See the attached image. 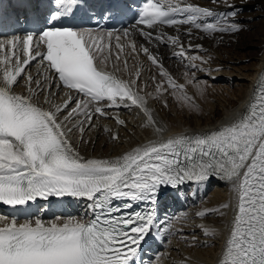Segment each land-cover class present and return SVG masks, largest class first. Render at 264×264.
<instances>
[{
    "label": "snow or ice",
    "instance_id": "1",
    "mask_svg": "<svg viewBox=\"0 0 264 264\" xmlns=\"http://www.w3.org/2000/svg\"><path fill=\"white\" fill-rule=\"evenodd\" d=\"M222 2L231 9L221 14L223 19L211 9L187 0H146L138 23L148 28L190 24L209 34L239 31L238 24L228 22L238 14L235 6L229 0ZM54 3L57 8L49 17L53 23L36 34L40 46L45 48L43 53L33 51V33L7 41L13 50L21 45L27 58L21 62L16 55L15 68H4L0 80V202L15 207L49 196L87 199L91 201L93 218L87 222L71 217L63 222L60 218L48 222L29 218L17 223L15 217L8 223L0 221V264H136L141 242L153 226V214L130 212L117 216L114 213L131 208L132 204L113 202L154 204L164 187L178 188L185 182H205L215 177L231 181L237 199L219 264H264V76L248 109L215 131L149 142L114 159H85L72 146L59 120V113L68 108L71 98L63 105L44 108L32 99L35 92L31 76L27 79L32 95L14 91L18 77L36 56L48 62L63 86L76 90L95 105L94 112L85 111L87 105L77 100L65 120L82 112L88 122L95 113L106 115L99 105L107 101L105 107H140L148 125L155 122L145 97L133 91L129 82L100 66L107 59L105 48L90 29L55 25L58 18L73 13L78 0H54ZM142 34L148 40L153 38L151 32ZM166 42L179 47L180 51L174 55L187 58L189 67L197 68L191 63L196 59L207 63L202 57H186L179 37L168 36ZM5 47L0 44V54ZM143 51L162 69L147 47ZM11 62L7 56L0 60L4 64ZM162 75L167 77L170 87L183 92L185 85L178 84L166 71L162 70ZM194 81L193 74L187 83ZM195 83L202 94L201 82ZM36 87L44 91L39 81ZM181 98L189 103L192 100L186 92ZM44 103L51 101L45 97ZM67 131L71 132V128ZM79 131H84L82 124ZM205 214L201 211L197 215ZM202 230L206 235H214L209 228Z\"/></svg>",
    "mask_w": 264,
    "mask_h": 264
},
{
    "label": "bare ground",
    "instance_id": "2",
    "mask_svg": "<svg viewBox=\"0 0 264 264\" xmlns=\"http://www.w3.org/2000/svg\"><path fill=\"white\" fill-rule=\"evenodd\" d=\"M187 2L209 8L221 19L224 18L221 14L231 11L228 4L223 3L222 0H215V2L214 0H187ZM229 3L235 6L238 14L235 17H230L228 22L240 26V30L233 34L226 32L209 34L190 24H178L172 27H161L156 32L159 36L163 35L164 40H148L143 35L129 31L127 35L125 33L114 35L110 38L111 40L105 41L104 55L107 59L100 66L106 71L120 75L126 82L135 80L133 85H136L139 93L145 97L146 107L151 111L155 123L152 126L148 125L145 112L140 107H105L107 103L100 105L104 107L106 115L95 113L90 122L87 121L83 112L79 115L73 114L68 120H65L71 108L75 107V104L70 102L68 108L59 113V120L64 125L68 140L82 157L85 159H114L133 151L137 147L145 146L149 142L167 140L169 137L181 134L194 135L215 131L231 123L248 109L256 94L255 88L253 89L255 81L262 75L261 73L264 74V8H262L264 7V0H229ZM214 18H209V21L211 22ZM168 36L179 37L186 57H202L207 63H202L200 59H196L191 63L196 64L197 68L189 67L187 58L174 55L180 49L177 45L166 42ZM247 39L254 41V43H247ZM189 45H191L190 48ZM145 47L153 56L157 57L162 69L144 53L143 48ZM239 47L247 49L245 59L248 61H244L245 67L240 72L233 64L224 59V56L237 55L236 50ZM250 47L253 48L249 49ZM201 48H208L212 54L198 53L197 50ZM7 57L9 58L8 55ZM117 57L119 58L117 59ZM6 67L12 69L14 62L0 63V80H2L3 70ZM29 69L32 78L31 88L35 92L32 99L35 103L48 109L52 108L53 105H63L65 101H68L62 91L57 89L53 78L48 76L44 66L34 64ZM162 70L182 85H185L187 80L193 77V74L196 77L208 73L222 77L228 86L211 85L213 83L211 78L208 82L201 80L199 87L205 88L203 90L204 96L201 98L204 104L201 103L203 109H198V107L191 106L196 104L195 101L200 100V98L195 99L200 93L196 83L189 84L192 89L191 92H194L195 98L192 99L195 101L185 102L181 98L182 95L169 86L167 77L162 75ZM128 75L130 81H127ZM27 77L18 79V84L14 86L16 93L25 96L32 95L28 90L29 81ZM37 81L44 89L43 92L37 89ZM232 82H235L236 85L234 89H231ZM157 85H162V87L158 90ZM206 86H210V89ZM214 90L217 91L218 96L213 93ZM45 97L51 101V104L44 103ZM85 104L87 105L85 111L94 112L95 106L88 102ZM166 104L169 108L171 106L170 110ZM220 106L226 109L221 110ZM177 107L181 108L176 110L177 115L175 116L174 110ZM118 121L124 123L121 124ZM81 124L84 128L83 133L79 131ZM69 128H71V132L67 131ZM156 128H160L161 131H156ZM114 136L118 139H113ZM209 185H214L210 192L207 190ZM198 186L200 187L198 188ZM187 191L189 192L187 193ZM176 194L180 196V207L175 213L177 217L172 219V223L168 222L172 226L167 233L174 243L168 247L164 242L165 247L161 249L156 245L155 250L162 252L149 264H219L226 240L230 234V225L235 215L237 203L232 182L216 178H210L205 182H191L179 186L172 193V197ZM177 198L174 200L173 207H176ZM199 199L200 203L195 205L194 200ZM70 200L75 201V204L79 202L81 210L80 208L75 209L81 211V215H76L77 212H73L75 210L73 209L68 216L63 217V211L59 212L56 209L57 204L71 203ZM50 202L51 209L48 214L39 217L45 222L54 221L56 218H60V221L63 222L70 217L83 221V216L85 213H89V205L91 204V201L87 199L68 196H54ZM162 204L164 206L167 204L166 197ZM225 204L229 207H222ZM216 209L219 211H213ZM44 210H46L45 207ZM201 211L206 212L203 217L197 215ZM204 227L211 229L214 235H206L202 230ZM151 232L153 233V231ZM151 235L148 234L140 246L141 250L148 252L149 248L154 245ZM160 241L158 240V242Z\"/></svg>",
    "mask_w": 264,
    "mask_h": 264
},
{
    "label": "rangeland",
    "instance_id": "3",
    "mask_svg": "<svg viewBox=\"0 0 264 264\" xmlns=\"http://www.w3.org/2000/svg\"><path fill=\"white\" fill-rule=\"evenodd\" d=\"M260 5H262L261 3H259ZM263 6V5H262ZM262 8H264V7H262ZM253 30V29H252ZM226 33H228L229 34V32H226ZM234 32H230V34H233ZM237 34H239V33H237ZM237 34H235V35H237ZM247 43H250V44H253L254 43V41L252 42V41H250V39H247ZM170 48H173V47H170ZM253 47H250L249 49H252ZM198 51V53H201V54H203V53H209V54H212L211 53V51H209V49L207 48V49H203V48H201V49H199V50H197ZM237 55H230L231 57H225L224 56V59L227 61V62H229L230 64H233V66L240 72V71H242L243 69H244V67H245V57H246V51H247V49H245L244 47H239L237 50ZM187 52H189V51H187ZM236 61H238V62H236ZM247 61V60H246ZM248 62V61H247ZM213 77V78H212ZM210 78L211 79H213V81H211V82H213V83H211V85H213V84H220L222 87H226V86H228L227 85V83L224 81V80H222V77H218V75H211V74H204V75H202V76H196L195 77V81H209L210 80ZM23 80V79H22ZM194 81V82H195ZM193 82V83H194ZM236 82V81H235ZM235 82H232V87H231V89H234L235 87L234 86H236L234 83ZM205 84H207V83H205ZM184 85V84H183ZM188 85V86H187ZM158 86V85H157ZM145 87H146V84L144 85V90H145ZM207 87V86H206ZM202 88V87H201ZM207 88H209L210 89V86H208ZM171 89V88H170ZM167 90H168V88H167ZM172 90V89H171ZM174 90V89H173ZM191 88H190V85L188 84V83H186L185 84V89H184V91L183 92H187L186 94L187 95H189V97H191V98H195L194 97V92L192 91L191 92ZM203 90H205V88H203ZM176 91H178L179 93H180V95H183V92L181 91V90H176ZM199 91V90H198ZM200 92V91H199ZM198 93V92H197ZM214 94H217V96H218V93H217V91L216 90H214V92H213ZM204 96V93H202L201 94V92L200 93H198V97H196L195 99H197V98H200V100L199 101H195V99H192V101H195V108H197L198 107V109H203V105L202 104H204V101L201 99L202 97ZM206 101V100H205ZM202 103V104H201ZM167 105V104H166ZM167 107H168V109L170 110L171 109V106H170V108H169V106L167 105ZM181 108V107H180ZM179 107H177V108H175V116L177 115V113H176V110L177 109H180ZM224 108V109H223ZM220 109L221 110H225L226 108L225 107H221L220 106ZM186 112V111H185ZM215 184V183H214ZM200 186H198V188H199ZM213 187H214V185L212 186V185H209L208 186V188H207V190H208V192H210L212 189H213ZM187 190H188V188H187ZM189 191H187V193H188ZM194 202H195V205H198L199 203H200V199L199 200H194ZM167 227H168V225H167ZM166 227V228H167ZM163 232H165V230H163ZM170 243V242H169ZM174 243V242H173ZM172 243V244H173ZM171 244V245H172Z\"/></svg>",
    "mask_w": 264,
    "mask_h": 264
}]
</instances>
